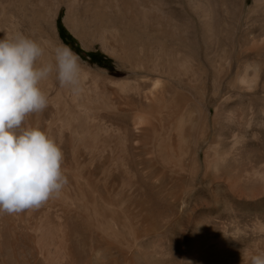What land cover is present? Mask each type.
Segmentation results:
<instances>
[{"label":"rangeland","instance_id":"374dc122","mask_svg":"<svg viewBox=\"0 0 264 264\" xmlns=\"http://www.w3.org/2000/svg\"><path fill=\"white\" fill-rule=\"evenodd\" d=\"M54 1L59 3L55 15ZM74 1L0 0L5 5L0 36L23 34L37 41L54 64V48L67 46L59 35L60 18L84 53L102 55L91 64L72 50L87 87L103 75L115 81L127 77L126 65L111 54L114 45L123 56L168 52L179 70L174 88L185 100L184 148L189 146L185 150L190 153L183 160L185 170L169 180L158 174L150 186L147 169L138 166L148 187L142 188L137 216L131 212L132 199L118 198L131 228L119 230L122 244L107 245L83 221L73 222L75 264H251L252 256L264 252V0ZM244 72L247 84L240 79ZM64 99L57 102L62 105ZM56 105L48 103L45 113L28 116L22 126L49 133L63 153L67 178L77 164L128 170L127 152L71 148L70 132L52 123L61 108ZM92 151L100 155L91 158ZM124 174L132 177L133 171ZM110 199L107 211L116 217L118 206ZM44 205L0 215V264H43L33 252V229L59 221Z\"/></svg>","mask_w":264,"mask_h":264},{"label":"bare ground","instance_id":"6f19581e","mask_svg":"<svg viewBox=\"0 0 264 264\" xmlns=\"http://www.w3.org/2000/svg\"><path fill=\"white\" fill-rule=\"evenodd\" d=\"M7 1L10 2V0ZM4 6L0 3V20L4 13ZM51 6L53 7V15H55L59 3L56 2ZM49 8L51 9V7ZM49 16L51 17V15ZM3 38L0 36V39ZM117 48V45L110 47L111 54L117 53L115 54L116 57L122 61V64L126 65V67L124 66L126 74H128L126 79L115 81L104 78L103 75L93 80L91 86L87 87L83 84L85 74L84 76L81 74L83 90L78 94L61 88L57 84L55 72L49 79L41 82V89L51 105H60L57 99L65 96L64 101L61 102L60 110L53 117L52 123L59 129L70 132L72 142H74L73 145L70 144L72 145L71 148L93 149L98 150L97 153H101L99 151L104 148L112 147L115 149H113L114 153L127 152L130 156L128 170L127 167H115V165L99 170L100 167L98 166L92 169H85L84 166L86 165L79 166L77 164L73 166L70 178H67L68 183L60 195L50 199L44 205L43 210H47L49 213L53 209L59 221L56 224L46 222L33 229L36 234L35 240L32 239L35 247L33 252H35L36 261L43 264L76 263L71 234L74 226L72 227L71 224L73 225V222L78 220L83 221L90 229L96 231L102 239H105L107 245L122 244L123 240L119 230L130 228V224L127 221L129 216L125 210L124 202L118 198H124L127 201L132 199L131 212L137 216L142 188H147V185L150 186L149 181H152V178L159 174L163 180H169L174 173L186 169L183 160L190 154L189 151L185 150L189 146L184 148L186 129H188L186 128L188 114L183 108L185 100L175 93L176 72L179 70L175 71L172 55L165 52L160 54V57L156 54L135 56L129 53L123 56L121 55L122 49L118 50ZM42 60L47 62L46 53ZM181 67L183 66L181 65ZM245 72L240 79L242 78V82L247 84L250 78ZM101 79L104 81H100ZM61 93H64L63 97H59ZM43 112L44 110L36 116L43 114ZM47 134L49 133L47 132ZM104 151L106 153V150ZM92 152L94 154L90 155L91 158L97 154L96 151ZM99 155L97 154V156ZM94 160L89 162L92 163ZM110 161L112 160L110 159ZM139 165H143L147 169L145 179L147 185L142 183L145 176H142L138 168ZM64 166L66 165L63 162V172L68 169V167L64 169ZM124 171L125 173L133 171V176L124 174ZM152 186L151 184V189H153ZM112 196L118 206L116 209L118 216L116 217L107 211L108 205H111L109 200L111 201L110 197L112 198ZM46 205L50 207L47 208Z\"/></svg>","mask_w":264,"mask_h":264},{"label":"clouds","instance_id":"9594fccd","mask_svg":"<svg viewBox=\"0 0 264 264\" xmlns=\"http://www.w3.org/2000/svg\"><path fill=\"white\" fill-rule=\"evenodd\" d=\"M53 55L54 64L44 62L45 48L23 34L0 39V215L39 208L68 183L56 142L39 128L22 126L48 106L40 85L53 72L61 88L83 90L78 56L64 45ZM251 264H264V252Z\"/></svg>","mask_w":264,"mask_h":264},{"label":"trees","instance_id":"16d2710c","mask_svg":"<svg viewBox=\"0 0 264 264\" xmlns=\"http://www.w3.org/2000/svg\"><path fill=\"white\" fill-rule=\"evenodd\" d=\"M58 24V30H59V35L62 38L63 42L71 49L73 50L77 55L81 56L83 59H88V61L91 64H98L96 59L101 58V54L98 52H89V53H84L79 46H77L75 40L73 37L65 30V28L61 25L60 23V18L57 20Z\"/></svg>","mask_w":264,"mask_h":264}]
</instances>
